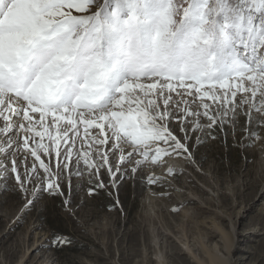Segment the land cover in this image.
<instances>
[{
	"label": "snow or ice",
	"instance_id": "6c2138e0",
	"mask_svg": "<svg viewBox=\"0 0 264 264\" xmlns=\"http://www.w3.org/2000/svg\"><path fill=\"white\" fill-rule=\"evenodd\" d=\"M253 112L264 114V0H0V182L31 189L25 215L45 193L65 196L64 172L69 188L94 177L89 195L137 176L159 185L205 129L229 125L251 147L264 129ZM49 240L72 243L55 229Z\"/></svg>",
	"mask_w": 264,
	"mask_h": 264
},
{
	"label": "rangeland",
	"instance_id": "374dc122",
	"mask_svg": "<svg viewBox=\"0 0 264 264\" xmlns=\"http://www.w3.org/2000/svg\"><path fill=\"white\" fill-rule=\"evenodd\" d=\"M252 117L255 123L264 114L253 112ZM202 123L207 121L202 119ZM259 131L261 139L244 147L236 144L238 133L229 125L223 130H203L198 134L205 137V143L193 160L171 158L176 175L165 177L159 185H149L137 176L118 189L97 188L89 195L94 177L73 175L69 188L64 172L65 196L45 193L26 215L31 189L25 195L12 178L5 191V183L0 182V264H207L203 251L212 252L225 264H264V129ZM209 132L215 139L208 138ZM76 143L79 147L80 141ZM28 158L31 167L33 158ZM72 167L74 173L75 162ZM19 168L23 172L22 164ZM152 170L146 165L141 171ZM160 171L165 169H156ZM100 179L110 183L103 169ZM100 191L113 202L114 210L105 208ZM66 199L71 203H65ZM192 221L202 222L205 228L186 239ZM53 229L70 237L71 245L51 247ZM154 240L158 248L152 247Z\"/></svg>",
	"mask_w": 264,
	"mask_h": 264
},
{
	"label": "bare ground",
	"instance_id": "6f19581e",
	"mask_svg": "<svg viewBox=\"0 0 264 264\" xmlns=\"http://www.w3.org/2000/svg\"><path fill=\"white\" fill-rule=\"evenodd\" d=\"M29 158L28 159H30V160H32V158H30L31 156H29V155H27ZM176 161H178V160H176ZM173 160L172 159H169L168 160V164H173ZM17 165H18V167L19 166H21V162H20V160L18 159L17 160ZM180 165V164H179ZM10 166V165H9ZM173 166V165H172ZM174 168H175V166H173ZM179 167V166H178ZM161 172V171H160ZM182 172V171H181ZM183 172H185V171H183ZM162 173V172H161ZM186 174H187V172H186ZM185 174V175H186ZM191 175V174H190ZM186 178V177H185ZM180 187V186H179ZM201 188V187H200ZM205 188V187H204ZM202 189V188H201ZM192 190V189H191ZM181 192V191H180ZM190 193V192H189ZM192 193V192H191ZM194 194V193H193ZM192 196V195H191ZM146 199H148V200H150V197H149V194H147L146 195V197H145ZM145 199V200H146ZM152 200V199H151ZM190 200V199H189ZM188 200V201H189ZM196 200V199H195ZM156 202V201H155ZM147 203H148V201H147ZM150 203V202H149ZM157 203V202H156ZM151 204H153V202L152 203H150V205ZM155 205V204H154ZM187 214V213H186ZM199 215V214H198ZM197 215V216H198ZM152 217V216H151ZM184 217V216H183ZM203 218V217H202ZM194 219V218H193ZM207 219V218H206ZM206 219H205V221H206ZM184 220V219H183ZM182 220V221H183ZM188 220V219H187ZM190 220V219H189ZM198 220V219H197ZM186 221V220H185ZM204 221V222H205ZM212 221V220H211ZM189 222V221H188ZM158 224H159V222H157ZM191 223V222H190ZM157 224V225H158ZM159 226V225H158ZM189 226V225H188ZM187 226V227H188ZM200 227H204L203 226V224H202V222H193L192 221V224L189 226V228H187L188 229V232H189V235L188 236H186V239H188L189 237H193V235L196 233L197 234V232L199 231V229H200ZM155 228H156V226H155ZM160 228V227H159ZM158 228V229H159ZM205 228V227H204ZM163 229V228H162ZM161 229V230H162ZM207 229V228H206ZM164 230V229H163ZM214 230V229H213ZM159 231V230H158ZM209 231V230H208ZM208 231H207V233H208ZM164 232H166V231H164ZM162 233V236L163 237H165L166 236V233ZM169 232V231H168ZM201 232V231H200ZM172 235V234H171ZM163 237H162V239H163ZM173 237H175V236H173ZM200 238V237H199ZM157 239H159V238H157ZM165 239V238H164ZM175 239H178V238H175ZM183 239V238H182ZM195 239V238H194ZM179 240V239H178ZM184 240V239H183ZM166 241V240H165ZM162 242V241H161ZM187 242V241H186ZM180 243H181V241H180ZM189 243H190V241H189ZM179 244V243H178ZM185 244V243H184ZM163 245H164V243H163ZM158 246H159V242H158V240H154L153 242H152V247L153 248H158ZM191 247V246H190ZM157 250V249H156ZM189 250V249H188ZM203 254H204V257H206L207 258V264H225V262L223 261V260H221L220 258H218L217 257V255H215V254H213L212 252H206V251H203ZM206 255V256H205ZM196 261V260H195Z\"/></svg>",
	"mask_w": 264,
	"mask_h": 264
},
{
	"label": "trees",
	"instance_id": "16d2710c",
	"mask_svg": "<svg viewBox=\"0 0 264 264\" xmlns=\"http://www.w3.org/2000/svg\"><path fill=\"white\" fill-rule=\"evenodd\" d=\"M101 195H103V198L105 200V208L114 210L115 206H114L113 202L106 196V194L104 192H101Z\"/></svg>",
	"mask_w": 264,
	"mask_h": 264
}]
</instances>
